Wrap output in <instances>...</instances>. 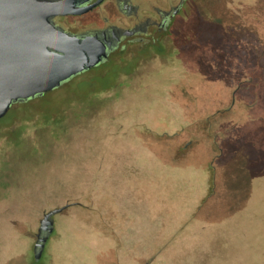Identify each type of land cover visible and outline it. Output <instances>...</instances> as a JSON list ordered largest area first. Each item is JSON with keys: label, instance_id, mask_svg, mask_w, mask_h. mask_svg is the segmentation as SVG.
I'll list each match as a JSON object with an SVG mask.
<instances>
[{"label": "rangeland", "instance_id": "rangeland-1", "mask_svg": "<svg viewBox=\"0 0 264 264\" xmlns=\"http://www.w3.org/2000/svg\"><path fill=\"white\" fill-rule=\"evenodd\" d=\"M173 25L0 117V264H264V0Z\"/></svg>", "mask_w": 264, "mask_h": 264}, {"label": "water", "instance_id": "water-1", "mask_svg": "<svg viewBox=\"0 0 264 264\" xmlns=\"http://www.w3.org/2000/svg\"><path fill=\"white\" fill-rule=\"evenodd\" d=\"M101 1L0 0V117L13 103L60 86L106 56V43L96 35L81 38L54 21L57 15L79 14ZM69 204L48 210L38 230L52 231L54 214Z\"/></svg>", "mask_w": 264, "mask_h": 264}, {"label": "flooded vegetation", "instance_id": "flooded-vegetation-1", "mask_svg": "<svg viewBox=\"0 0 264 264\" xmlns=\"http://www.w3.org/2000/svg\"><path fill=\"white\" fill-rule=\"evenodd\" d=\"M76 1L81 5H89L96 0ZM186 2L187 0H102L85 12L57 15L54 17V21L66 31L81 38L96 35L106 43V56L98 64L76 74L80 75L89 70H97L106 62L113 60L112 58L115 56L124 61L122 52L131 51L135 43L141 44L138 52L143 56L140 59L149 60L151 56L165 54L167 47L164 37L169 38L173 35L175 29L173 20L178 14H181ZM153 41L159 45L151 44ZM116 49L120 52L117 55L114 54ZM242 85L240 84V86ZM75 202L67 203L71 205ZM48 210L42 212V217ZM57 213L53 216L52 231L38 230L42 218L40 217L33 245L34 258L39 251H41V255L44 253V249L55 231Z\"/></svg>", "mask_w": 264, "mask_h": 264}, {"label": "trees", "instance_id": "trees-1", "mask_svg": "<svg viewBox=\"0 0 264 264\" xmlns=\"http://www.w3.org/2000/svg\"><path fill=\"white\" fill-rule=\"evenodd\" d=\"M76 76H77V75H75L74 77H72L70 80H66V81H64L59 87H56V88H54V89H52V90H50V91H47V92H45V93H43V94H41V95H36V96H34V97H30V98L25 99V100H19V101L15 102V103L18 104L17 106H21V105H23V103L26 104L25 102L28 103V102H31V101H33V100L43 98V97H45L46 95H48L49 93H52V92L57 91L58 89H60V87L62 88L63 86H69V82L72 81V79H73V80L76 79V78H77ZM64 84H65V85H64ZM72 88H74V87L72 86ZM15 103H14V104H15ZM34 119H35V118L33 117L32 120H34Z\"/></svg>", "mask_w": 264, "mask_h": 264}]
</instances>
